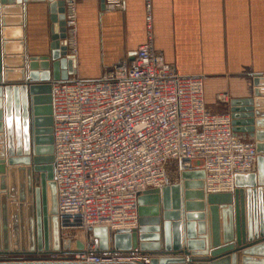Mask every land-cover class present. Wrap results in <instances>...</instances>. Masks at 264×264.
Returning a JSON list of instances; mask_svg holds the SVG:
<instances>
[{"label":"built area","instance_id":"built-area-1","mask_svg":"<svg viewBox=\"0 0 264 264\" xmlns=\"http://www.w3.org/2000/svg\"><path fill=\"white\" fill-rule=\"evenodd\" d=\"M64 2V41L67 54L74 56L75 2ZM110 9L121 10L120 1L104 2V10ZM143 12L145 41L130 59H120L93 79L73 75L51 83L59 236L73 242L79 233L89 244L80 242L83 250L74 254L56 252L60 261L55 255L30 261L147 264V257L93 253L92 230H135L138 196L178 184L182 172L201 170L202 190L213 194L231 192L234 175L254 171L253 142L232 131L229 113L206 109L201 77L178 75L164 63L152 46L150 0H143Z\"/></svg>","mask_w":264,"mask_h":264},{"label":"water","instance_id":"water-1","mask_svg":"<svg viewBox=\"0 0 264 264\" xmlns=\"http://www.w3.org/2000/svg\"><path fill=\"white\" fill-rule=\"evenodd\" d=\"M104 1L97 0L101 11ZM29 2L46 4L49 54L25 57L21 48L18 73L23 75L27 69V81L21 79L26 83L0 84V258L51 252L74 254L83 250L79 241L60 239L53 180L51 83L75 74L74 57L67 54L64 41V0H0V83L2 73L5 77L14 73L2 72V61L6 62L7 58L3 59L1 49L6 52L10 45L7 36L11 31L18 32L17 45L23 46L20 33L23 5ZM10 11L17 12V23L12 25L17 27L12 30L6 28L9 17L5 16ZM251 87L250 97L228 102V113L232 131L247 134L253 141L257 154L254 171L234 175L232 191L228 193H204L201 170L180 173L178 184L142 192L136 200L137 228L114 233L106 227L94 228L90 235L93 253L166 255L176 254L183 248L200 249L204 244L215 246L219 239L222 243L234 242L240 246L245 240L252 242L264 237V100L258 99L264 97V77L252 75ZM263 242L260 239L252 243L251 246L257 245L253 250L262 252ZM226 250L231 251L224 255L229 257L221 262L230 259L232 263L234 254L245 252L244 249L232 251L231 246ZM187 262L191 261L151 257L147 264ZM0 264L81 263L13 259L2 260Z\"/></svg>","mask_w":264,"mask_h":264},{"label":"crops","instance_id":"crops-1","mask_svg":"<svg viewBox=\"0 0 264 264\" xmlns=\"http://www.w3.org/2000/svg\"><path fill=\"white\" fill-rule=\"evenodd\" d=\"M119 1L121 10L101 11L97 0H74L76 78L98 77L102 70L120 59L131 57L145 41L143 0ZM23 6V31L20 32L23 46L17 45L18 32H9L7 42L10 45L6 52L1 49L3 59L7 58L6 62L2 61V72L14 73L7 77L2 73V85L26 83L23 81L28 79L27 69L23 75L18 73L21 48L25 57L49 54L46 4L29 2ZM16 13L10 11L5 16L9 17L7 29L17 27L12 26L17 23ZM150 16L154 50L162 54L164 63L178 75L202 78L203 103L210 112L228 113L231 99L251 96V76L264 77V0H150ZM221 94H226V101L218 100ZM258 99L264 100V97ZM236 134L253 142L247 134ZM5 166L8 167L6 163ZM194 235L198 237L196 228ZM260 239L264 237L252 242L245 240L240 246L234 242L222 243L219 239L215 246L204 244L195 250L183 248L176 254L130 256L189 259L191 262L186 264H264V249L259 252L253 250L257 245L251 246ZM169 242L171 244V235ZM159 243L162 249L161 241ZM229 246L232 251L244 249L245 252L234 254L232 263L230 259L221 262L228 259L229 255H224L231 252L225 251Z\"/></svg>","mask_w":264,"mask_h":264},{"label":"rangeland","instance_id":"rangeland-1","mask_svg":"<svg viewBox=\"0 0 264 264\" xmlns=\"http://www.w3.org/2000/svg\"><path fill=\"white\" fill-rule=\"evenodd\" d=\"M82 79V78H80ZM76 235H81L79 233H77ZM81 236H79L78 238H80ZM81 240V239H80ZM86 240V244L88 245L89 244V240L87 238H85ZM90 245H91V248L93 249V243H92V240L90 241ZM56 252H51V253H47V254H29V255H26L25 257L22 256V257H18V256H8V257H4V258H0V261H4V260H13V259H16V260H50L52 257L51 255H55ZM72 256V255H71ZM60 258H62V255L61 256H54V260H61ZM72 258V257H71Z\"/></svg>","mask_w":264,"mask_h":264},{"label":"bare ground","instance_id":"bare-ground-1","mask_svg":"<svg viewBox=\"0 0 264 264\" xmlns=\"http://www.w3.org/2000/svg\"><path fill=\"white\" fill-rule=\"evenodd\" d=\"M79 236H81L80 238H78ZM75 239L81 243H83V241L85 240L83 235H75ZM81 239V240H80Z\"/></svg>","mask_w":264,"mask_h":264}]
</instances>
